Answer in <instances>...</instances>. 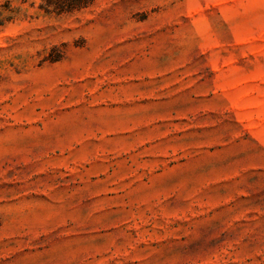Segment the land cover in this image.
I'll return each instance as SVG.
<instances>
[{
    "label": "rangeland",
    "instance_id": "374dc122",
    "mask_svg": "<svg viewBox=\"0 0 264 264\" xmlns=\"http://www.w3.org/2000/svg\"><path fill=\"white\" fill-rule=\"evenodd\" d=\"M0 0V264H264V0Z\"/></svg>",
    "mask_w": 264,
    "mask_h": 264
},
{
    "label": "trees",
    "instance_id": "16d2710c",
    "mask_svg": "<svg viewBox=\"0 0 264 264\" xmlns=\"http://www.w3.org/2000/svg\"><path fill=\"white\" fill-rule=\"evenodd\" d=\"M95 0H47V4H53L54 10L72 11L81 10L91 5Z\"/></svg>",
    "mask_w": 264,
    "mask_h": 264
}]
</instances>
